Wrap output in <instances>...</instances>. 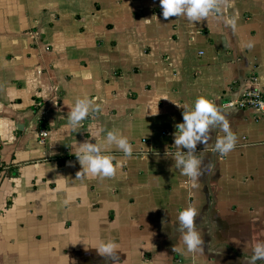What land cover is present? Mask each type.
<instances>
[{"label":"crops","instance_id":"obj_1","mask_svg":"<svg viewBox=\"0 0 264 264\" xmlns=\"http://www.w3.org/2000/svg\"><path fill=\"white\" fill-rule=\"evenodd\" d=\"M224 2L234 30L215 15L165 19L159 0H0V264H112L98 239L118 243L115 264H242L264 240V114L226 106L264 96V0ZM200 95L237 143L220 158L198 143L210 166L192 187L173 133ZM83 97L97 110L73 131ZM100 128L127 136L132 156L109 146L113 176L77 177L76 146ZM187 206L202 214L203 253L176 228Z\"/></svg>","mask_w":264,"mask_h":264},{"label":"clouds","instance_id":"obj_2","mask_svg":"<svg viewBox=\"0 0 264 264\" xmlns=\"http://www.w3.org/2000/svg\"><path fill=\"white\" fill-rule=\"evenodd\" d=\"M159 3L162 16L165 19L183 16L189 23H194L207 19L209 15H215L222 19L226 29L234 30L236 27L235 15L226 16L224 0H159ZM246 46L251 48L253 44L249 41ZM260 83L261 81L258 79L257 84ZM182 108L184 109L181 113L182 122L174 125L173 145L177 147V151L173 154L174 163L180 174L187 177L191 186L195 187L199 178L210 166L208 163H204V156L196 154L197 144L204 145V149L210 148L216 153L217 158H220L226 156L236 147L237 136L230 128L225 112L214 100L200 95L195 98L191 110H188L186 106H182ZM96 110L97 106L94 105L93 100L87 97L76 98L67 113V127L76 131L81 122ZM217 129L223 135L213 140L210 132ZM101 132L104 133L103 142H97L96 136ZM92 138H95V143L85 140L76 146L74 156L81 166V171L76 174L77 177L82 175L113 176L116 169L121 167V161L111 153L105 152L109 146H114L123 153L125 158L132 156L133 145L129 142V138L118 129H97L92 134ZM210 140L211 143H209ZM201 215L193 206H187L178 211L176 228L181 233L183 244L189 253L204 252V241L196 230L201 224ZM118 247L115 240L98 239L93 249L100 256L115 264V260L118 258ZM250 251L249 256L243 257L242 264L264 262V240H256Z\"/></svg>","mask_w":264,"mask_h":264},{"label":"built area","instance_id":"obj_3","mask_svg":"<svg viewBox=\"0 0 264 264\" xmlns=\"http://www.w3.org/2000/svg\"><path fill=\"white\" fill-rule=\"evenodd\" d=\"M226 106L237 109H253L264 114V96L259 91L243 90L238 99L227 101ZM38 137L39 142H43L47 137V132L40 130Z\"/></svg>","mask_w":264,"mask_h":264}]
</instances>
